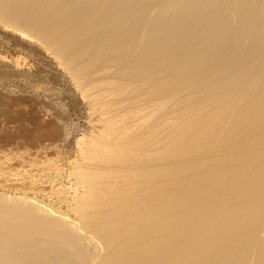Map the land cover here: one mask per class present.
I'll return each mask as SVG.
<instances>
[{
  "label": "bare ground",
  "instance_id": "bare-ground-1",
  "mask_svg": "<svg viewBox=\"0 0 264 264\" xmlns=\"http://www.w3.org/2000/svg\"><path fill=\"white\" fill-rule=\"evenodd\" d=\"M0 35L69 96L18 83L0 145L71 179L0 194V264H264V0H0Z\"/></svg>",
  "mask_w": 264,
  "mask_h": 264
},
{
  "label": "rangeland",
  "instance_id": "rangeland-1",
  "mask_svg": "<svg viewBox=\"0 0 264 264\" xmlns=\"http://www.w3.org/2000/svg\"><path fill=\"white\" fill-rule=\"evenodd\" d=\"M4 37H6V36L1 37V35H0V50L1 51H5L6 49H8V47L6 45V41H7L6 38H8V37H6V38H4ZM12 43L17 47L16 42H12ZM25 44L22 43L21 46L24 48ZM1 71L4 72L5 75ZM5 71L6 70H4V69L3 70L0 69V95L4 96L6 99V103L0 107V113L4 116L3 119L8 118V117H6L7 114L11 113V114H13L12 122L14 125H20V126H22L23 129H27L29 127V122L26 119L21 118V114L19 112H17V111L12 112V108L10 107V104L12 103L13 98L19 97V93L17 91V90H19L17 88L18 83H20L19 87H20V85L23 87L27 86L26 88L27 89L29 88L28 92H31V93L33 92L32 94L29 93L32 96H34L36 94L35 96L39 95L40 96V97L38 96L39 98L44 99V97H45V99H44L45 102H46V97H49L52 101V102L49 101V103L52 106H54L56 104H58V105L63 104L66 107V104L69 100V96H67V94H68L67 91H66L67 93L64 92L65 89H63V88L62 89H59V88L56 89V87H53V86H52L53 88L51 86H49L53 90L48 89L49 87L48 88L46 87V89L45 88L41 89V88H39L41 86L37 85V87H35V84H34L35 82H32L34 80V78H32V77L28 78V76L22 75L23 77H26V79L24 78V80H23V77H21L20 75H18L19 76L18 77V76H15V74H13L12 72L10 73V72H7V71L5 72ZM11 74H12V76H11ZM28 79H29V81H28ZM31 79H33V80H31ZM33 85H34V87H32ZM58 87H60V85H58ZM36 88H38V89H36ZM47 89L51 93H49L47 91ZM58 89H59V91H58ZM37 90H40V91H37ZM54 91H57V93H59V96ZM41 92H43V93H41ZM53 92H54V94H53ZM55 93H56L57 97L55 96ZM40 94H42V96ZM44 94H46V95L51 94V95L46 96ZM52 97H53V99H52ZM60 101H62V102H60ZM59 103H61V104H59ZM48 118L52 119V121H54V122L56 121V119L53 118V116H50V117L48 116ZM72 118H74V117H72ZM2 120H0V126L2 124ZM39 142H42V141H39ZM47 143L48 142H46V144ZM69 143L70 142L63 143V145H62L63 147L62 146L60 147V149L62 148L61 149L62 152H60V153H63L64 151H66V147H64V146H66V144H69ZM47 150L50 151V152L47 151L48 153H53V152L56 153V149H55V151H53L54 149L50 150L49 148ZM68 151H70V150L68 149L67 152H64V153H71V151L70 152H68ZM39 159L40 158H39L38 154H36V153L15 152L11 149L6 148L3 145H0V194H2L4 196H6V195L15 196L16 194L18 195V194L25 193L28 196H35L37 199H39V200L43 201L44 203L52 206L56 210H60L64 213H66L68 210L67 205L65 202L61 201L60 198H58V196L54 193V189H57L58 187H59V189L64 188L63 190L68 189V187H69L68 185L70 183H67V182H71V179L67 177L68 176L67 171L65 173V170H67L66 169L67 167L64 166L62 169L61 168L62 165H61V166L57 167L56 169H51V166H49L47 164H45V165L40 164ZM58 175H60L61 177L58 178ZM64 175H66V178L68 179V181H67V179H65ZM53 176H56L55 180H54ZM63 179H64V184H62ZM65 180H66V182H65ZM61 181H62V183H61Z\"/></svg>",
  "mask_w": 264,
  "mask_h": 264
}]
</instances>
